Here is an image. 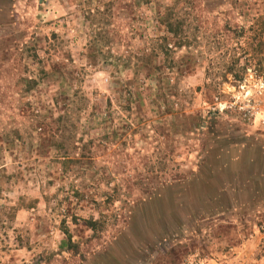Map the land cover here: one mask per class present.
Here are the masks:
<instances>
[{
    "label": "rangeland",
    "instance_id": "1",
    "mask_svg": "<svg viewBox=\"0 0 264 264\" xmlns=\"http://www.w3.org/2000/svg\"><path fill=\"white\" fill-rule=\"evenodd\" d=\"M242 84L264 0H0V264H264Z\"/></svg>",
    "mask_w": 264,
    "mask_h": 264
},
{
    "label": "built area",
    "instance_id": "2",
    "mask_svg": "<svg viewBox=\"0 0 264 264\" xmlns=\"http://www.w3.org/2000/svg\"><path fill=\"white\" fill-rule=\"evenodd\" d=\"M236 87L239 90L235 92H233L235 88L234 86L230 88L226 86V90L227 92H231L230 97L233 100V104L240 111V115L243 117V119L251 122L256 121L259 124H264V115H260L261 113H259V110H257V107L255 105L257 102H252L255 104L250 103L251 99H253L255 95L254 91L252 89L246 90L247 87L244 84L236 85Z\"/></svg>",
    "mask_w": 264,
    "mask_h": 264
},
{
    "label": "trees",
    "instance_id": "3",
    "mask_svg": "<svg viewBox=\"0 0 264 264\" xmlns=\"http://www.w3.org/2000/svg\"><path fill=\"white\" fill-rule=\"evenodd\" d=\"M94 43H96V42H92L91 43V45H90V43H89V54L90 55H92V57L94 56V51H92V47L94 46L95 47V44ZM259 46H260V44H259ZM89 222V224H92V221H88Z\"/></svg>",
    "mask_w": 264,
    "mask_h": 264
},
{
    "label": "bare ground",
    "instance_id": "4",
    "mask_svg": "<svg viewBox=\"0 0 264 264\" xmlns=\"http://www.w3.org/2000/svg\"><path fill=\"white\" fill-rule=\"evenodd\" d=\"M248 92V91H247Z\"/></svg>",
    "mask_w": 264,
    "mask_h": 264
}]
</instances>
